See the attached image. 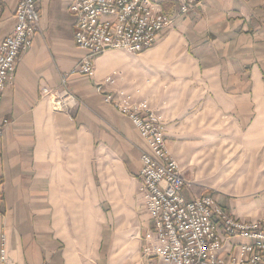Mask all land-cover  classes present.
<instances>
[{"label": "crops", "instance_id": "0c3cea01", "mask_svg": "<svg viewBox=\"0 0 264 264\" xmlns=\"http://www.w3.org/2000/svg\"><path fill=\"white\" fill-rule=\"evenodd\" d=\"M154 1L174 16L156 44L140 54L107 50L91 77L74 72L86 52L74 40L72 0L39 1L41 30L1 99L0 115L9 120L1 145L6 264H147L143 248L157 236L139 178L146 145L132 121L96 91L113 72L110 88L163 116L176 160L181 144H172L171 132L173 139L206 140L211 134L201 120L213 110L250 147L264 142V0H204L183 14L176 0ZM15 7L16 0H0V43L15 25ZM45 87L54 96L66 89L74 100L56 111ZM216 199L238 217L264 215V192ZM235 240L221 255L234 251Z\"/></svg>", "mask_w": 264, "mask_h": 264}, {"label": "built area", "instance_id": "2783aa9c", "mask_svg": "<svg viewBox=\"0 0 264 264\" xmlns=\"http://www.w3.org/2000/svg\"><path fill=\"white\" fill-rule=\"evenodd\" d=\"M39 1L16 0L15 25L0 43V109L17 60L32 47L41 30ZM203 1L176 0L178 13H188ZM69 9L75 17L76 46L86 52L74 72L87 77L95 73V59L107 50L140 54L152 48L174 18L154 0H72ZM116 77V72L107 75L96 84V91L117 113L132 121L146 145L139 178L157 240L143 248L144 262L264 264V215L244 219L226 210L209 190L195 194L196 182L186 176L170 152L163 116L126 90L110 88ZM62 81L65 84L67 77ZM42 94L51 92L45 87ZM51 96L56 111L65 110L74 100L66 89ZM8 124L0 115V203L4 193L1 145ZM230 239H238L233 241L234 251L221 255ZM6 259L3 245L1 264H6Z\"/></svg>", "mask_w": 264, "mask_h": 264}, {"label": "rangeland", "instance_id": "374dc122", "mask_svg": "<svg viewBox=\"0 0 264 264\" xmlns=\"http://www.w3.org/2000/svg\"><path fill=\"white\" fill-rule=\"evenodd\" d=\"M198 110L197 107L190 109L188 118L190 114ZM213 111L214 115L211 118L206 116L201 120L208 122L202 129L211 134L207 135L206 140L173 139V131L171 132L172 144L175 141L180 142L176 145L181 144L179 151L182 153V158L177 160L179 165L185 174L191 176L197 183L195 186L197 194L209 190L208 193L215 197L221 196L225 199H252L262 194L264 192V142L255 148L250 147L246 140L239 138L241 130L236 128L235 124L217 116L216 111ZM183 124H186V120ZM248 142L254 141L249 139ZM205 143L208 146L203 148ZM193 144H199L198 153L190 155V146Z\"/></svg>", "mask_w": 264, "mask_h": 264}]
</instances>
